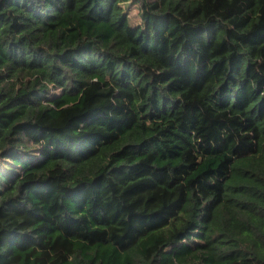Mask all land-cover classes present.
<instances>
[{
    "label": "trees",
    "instance_id": "1",
    "mask_svg": "<svg viewBox=\"0 0 264 264\" xmlns=\"http://www.w3.org/2000/svg\"><path fill=\"white\" fill-rule=\"evenodd\" d=\"M0 264H264V0H0Z\"/></svg>",
    "mask_w": 264,
    "mask_h": 264
},
{
    "label": "rangeland",
    "instance_id": "2",
    "mask_svg": "<svg viewBox=\"0 0 264 264\" xmlns=\"http://www.w3.org/2000/svg\"><path fill=\"white\" fill-rule=\"evenodd\" d=\"M130 16H131L134 23H139L140 17L138 16L137 7H135L134 5H132V7H131Z\"/></svg>",
    "mask_w": 264,
    "mask_h": 264
}]
</instances>
